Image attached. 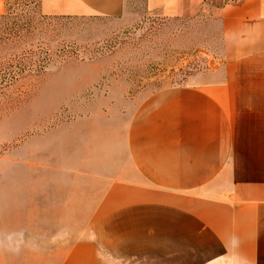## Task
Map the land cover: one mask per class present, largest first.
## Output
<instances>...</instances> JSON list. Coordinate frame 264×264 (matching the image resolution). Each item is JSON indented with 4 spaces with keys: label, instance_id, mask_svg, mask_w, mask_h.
<instances>
[{
    "label": "crops",
    "instance_id": "crops-1",
    "mask_svg": "<svg viewBox=\"0 0 264 264\" xmlns=\"http://www.w3.org/2000/svg\"><path fill=\"white\" fill-rule=\"evenodd\" d=\"M145 5L165 18L209 13L221 63L140 101L118 177L100 197L80 202L72 164L30 158L19 168L0 156V252L54 253L60 264H264V0ZM38 6L45 15L126 13L125 0Z\"/></svg>",
    "mask_w": 264,
    "mask_h": 264
},
{
    "label": "rangeland",
    "instance_id": "rangeland-1",
    "mask_svg": "<svg viewBox=\"0 0 264 264\" xmlns=\"http://www.w3.org/2000/svg\"><path fill=\"white\" fill-rule=\"evenodd\" d=\"M125 2L120 17L43 18L38 0H4L0 12L2 164L22 168L30 158L72 164L80 202L102 196L118 177L122 137L140 101L168 86L195 83L222 60L220 26L209 13L165 18L145 0ZM18 27L29 32L12 43ZM45 52L50 58L41 70ZM56 143L73 150L56 152ZM0 264H60V256L0 252Z\"/></svg>",
    "mask_w": 264,
    "mask_h": 264
},
{
    "label": "trees",
    "instance_id": "trees-1",
    "mask_svg": "<svg viewBox=\"0 0 264 264\" xmlns=\"http://www.w3.org/2000/svg\"><path fill=\"white\" fill-rule=\"evenodd\" d=\"M0 17H3V15H0ZM41 17L43 18H50V17H55V16H48V15H42L41 14ZM28 31L27 29H23V28H20L18 27L17 29L14 28V31H12V34L10 36V40L11 42L13 43H17L19 42L22 38H24V32ZM29 32V31H28ZM29 53V57L31 56V52H26V54ZM49 53L48 52H45L43 54V58L41 60V64H40V69L42 70L44 68V65L45 63L49 60ZM30 68V67H29ZM22 68H19L18 70H21Z\"/></svg>",
    "mask_w": 264,
    "mask_h": 264
}]
</instances>
